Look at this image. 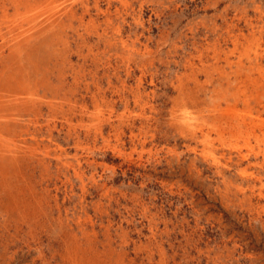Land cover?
Returning <instances> with one entry per match:
<instances>
[{
  "label": "rangeland",
  "instance_id": "rangeland-1",
  "mask_svg": "<svg viewBox=\"0 0 264 264\" xmlns=\"http://www.w3.org/2000/svg\"><path fill=\"white\" fill-rule=\"evenodd\" d=\"M101 1H58L74 14L26 52L0 30V78L41 80L46 100L6 109L21 135L0 142V264H264V0Z\"/></svg>",
  "mask_w": 264,
  "mask_h": 264
},
{
  "label": "bare ground",
  "instance_id": "bare-ground-1",
  "mask_svg": "<svg viewBox=\"0 0 264 264\" xmlns=\"http://www.w3.org/2000/svg\"><path fill=\"white\" fill-rule=\"evenodd\" d=\"M1 1V0H0ZM12 1V6L14 7V9H15V14H14V16H12V15H9V13H8V8L5 6V5H3V10H2V14L0 15V30L1 29H3V28H6L8 31H7V34L6 35H4L3 37V39H4V43H6V45L8 44L10 47L11 46H13V48L15 49V51L16 52H26L25 50L26 49H29V48H31L30 46L31 45H33V44H31V43H33L34 41V39L36 40V37L38 38V36H40V34L42 35L44 32H46L47 30H56V27H59L58 26V24H59V19H60V15H62V13H64V15H69V13L71 14H74L73 12H74V8L72 7V5L73 4H71V5H67V6H63V4H65L64 2H66L67 3V0H64V2H58V1H60V0H11ZM62 1V0H61ZM75 1V0H74ZM91 1V0H90ZM78 2V1H77ZM82 2V1H81ZM100 2H102L101 0H100ZM116 2V1H115ZM118 2V1H117ZM121 2L123 3V1L121 0ZM127 2V1H126ZM130 2V1H129ZM74 3V2H73ZM88 3V2H87ZM90 3V2H89ZM10 4V3H9ZM78 4V3H77ZM94 4V3H93ZM107 4H109V2L107 3ZM126 3H124V5H125ZM62 5V8L60 9L58 6H61ZM84 5V4H83ZM82 5V6H83ZM97 5V4H96ZM104 5V4H103ZM111 5V4H110ZM80 6V5H79ZM89 6V5H88ZM105 6V5H104ZM109 6V5H108ZM107 6V7H108ZM126 6V5H125ZM129 6V5H128ZM11 7V6H10ZM77 7V6H76ZM106 7V6H105ZM113 7H115V6H112V8ZM133 7V6H132ZM82 8V7H81ZM94 8H95V6H94ZM101 8V7H100ZM99 8V9H100ZM111 8V7H110ZM116 8V7H115ZM118 8V7H117ZM1 9V8H0ZM77 9H78V7H77ZM102 9V8H101ZM100 9V10H101ZM83 10V9H82ZM115 10V9H114ZM92 11V10H91ZM90 11V12H91ZM83 12V11H82ZM101 12H102V10H101ZM104 12V11H103ZM106 12V11H105ZM108 12V11H107ZM114 12V11H113ZM1 13V12H0ZM11 13H13L12 11H11ZM118 13V12H117ZM129 13V12H128ZM57 14H59L58 16H57ZM96 15V14H95ZM108 15H109V13H108ZM103 16V15H102ZM104 16H107V15H104ZM123 15H121V17H122ZM79 17H80V15H79ZM118 17V16H117ZM72 18V17H71ZM109 18V17H108ZM81 18H79V20H80ZM84 19V18H83ZM101 19V18H100ZM103 20L104 19H106V18H102ZM78 20V21H79ZM123 20V19H122ZM61 21V20H60ZM82 21V20H81ZM110 21V20H109ZM116 21V20H115ZM74 22V21H73ZM91 22V21H90ZM89 22V23H90ZM104 22V21H103ZM123 22V21H122ZM80 23V22H79ZM98 23V22H97ZM81 24V23H80ZM119 24V23H118ZM86 25V24H85ZM91 25V24H90ZM93 25V24H92ZM113 25V24H112ZM87 26V25H86ZM107 27H108V25H106ZM115 26V25H114ZM93 27V26H92ZM95 27H96V25H95ZM60 28V27H59ZM58 28V29H59ZM103 28V27H102ZM87 29V28H86ZM119 29V28H118ZM84 30V29H83ZM93 30H95V28L93 29ZM103 30V29H102ZM109 30V29H108ZM114 30V29H113ZM3 31H5V30H3ZM88 31V30H87ZM96 31V30H95ZM101 31V30H100ZM104 31V30H103ZM52 32V31H51ZM56 32V31H55ZM58 32H60V31H58ZM98 32V31H97ZM121 32V31H120ZM119 32V33H120ZM68 33V32H67ZM78 33H80L81 34V32L79 31ZM78 33H75V34H78ZM88 33V32H87ZM87 33L85 32V34L87 35ZM2 34V33H1ZM0 34V35H1ZM46 34H47V32H46ZM96 34V33H95ZM104 34V33H103ZM111 34V33H110ZM123 34V33H122ZM45 35V34H44ZM60 35V34H59ZM97 35V34H96ZM2 36V35H1ZM78 36V35H77ZM76 36V37H77ZM100 36V35H99ZM106 36H108V35H106ZM42 37V36H41ZM41 37L39 38V39H41ZM44 37V36H43ZM81 37H82V35H81ZM80 37V38H81ZM98 37V36H97ZM96 37V38H97ZM116 38H117V36H115ZM138 37V36H137ZM73 38H74V36H73ZM110 38V37H109ZM50 39V38H49ZM49 39L48 40H46V43H47V41L49 42ZM56 39V38H55ZM58 39V38H57ZM67 39V38H66ZM81 39H83V38H81ZM80 39V40H81ZM106 39H107V37H106ZM112 39H114V38H112ZM125 39V38H124ZM69 40V39H68ZM77 40V39H76ZM79 40V39H78ZM87 40V39H86ZM97 40V39H96ZM103 40V39H102ZM2 41V40H1ZM44 41V40H43ZM53 41H55V40H53ZM115 41V40H114ZM132 41V40H131ZM58 42V41H57ZM56 42V43H57ZM61 42V41H60ZM63 42V41H62ZM79 42V41H78ZM92 42V41H91ZM98 42V41H97ZM113 42V41H112ZM112 42H111V44H112ZM133 42V41H132ZM135 42V41H134ZM45 43V44H46ZM73 43V42H72ZM81 43H82V41H81ZM80 43V44H81ZM89 43V42H88ZM93 43V42H92ZM106 44H108L107 43V41L105 42ZM131 43V42H130ZM36 44V43H35ZM65 44H67V43H65ZM65 44H63V45H65ZM84 44V43H83ZM82 44V45H83ZM100 44V43H99ZM120 44V43H119ZM126 44V43H125ZM46 45H49V44H46ZM58 45V44H57ZM71 45V44H70ZM73 45H75V44H73ZM86 45V44H85ZM85 45H83V47L85 46ZM131 45V44H130ZM3 46V45H2ZM39 46V45H38ZM37 46V47H38ZM59 46V45H58ZM78 46V45H77ZM123 46V45H122ZM4 47V46H3ZM8 47V46H7ZM22 47H27L25 50H22ZM33 47H35V46H33ZM63 47V46H62ZM82 47V46H81ZM96 47V46H95ZM110 47V46H109ZM5 48V47H4ZM12 48V49H13ZM43 49H44V47H42ZM47 48V47H46ZM69 48V47H68ZM77 48V47H76ZM86 48H87V46H86ZM91 48V47H90ZM89 48V49H90ZM105 47H103V49H104ZM108 48V47H107ZM8 49V51L10 50L11 51V49L10 48H7ZM36 49V48H35ZM67 49V48H66ZM65 49V50H66ZM72 49V48H71ZM70 49V50H71ZM74 49V48H73ZM79 49V48H78ZM82 49V48H81ZM80 49V50H81ZM88 49V48H87ZM86 49V50H87ZM128 49V48H127ZM0 50H1V48H0ZM30 50V49H29ZM37 50V49H36ZM58 50H59V48H58ZM64 50V51H65ZM98 49H96V51H97ZM105 50H107V49H105ZM105 50H103V51H105ZM135 50V49H134ZM133 50V51H134ZM5 51V50H4ZM38 51V50H37ZM36 51V52H37ZM61 51H63V50H61ZM79 51V50H78ZM85 51V50H84ZM95 51V50H94ZM101 51V50H100ZM145 51V50H144ZM12 52V51H11ZM14 52V51H13ZM28 52V51H27ZM60 52V51H59ZM75 52V51H74ZM77 52V51H76ZM80 52V51H79ZM78 52V53H79ZM132 52V51H131ZM137 52V51H136ZM152 52V51H151ZM30 53V52H29ZM47 53V52H46ZM58 53V52H57ZM57 53H55V55H58ZM71 53V52H70ZM81 53V52H80ZM87 53V52H86ZM132 53H135V52H132ZM1 55H2V53H0ZM7 54V53H6ZM9 54V53H8ZM16 54V53H15ZM14 54V55H15ZM27 54V53H26ZM43 54V53H42ZM51 54V53H50ZM64 54H66V53H64ZM62 55V56H65V55ZM69 54V53H68ZM77 54V53H76ZM83 54H84V52H83ZM91 54V53H90ZM141 54V53H140ZM145 54H146V52H145ZM17 55V54H16ZM16 55L12 58V59H15L16 58ZM39 55V54H38ZM53 55V54H52ZM69 55H71V54H69ZM79 55V54H78ZM82 55V54H81ZM86 55V54H85ZM95 55V54H94ZM54 56V55H53ZM75 56V55H74ZM96 56V55H95ZM110 56H112V55H110ZM127 56V55H126ZM130 56V55H129ZM137 56H139V55H137ZM4 57V56H3ZM6 57V56H5ZM8 57V56H7ZM11 57V56H10ZM19 57V56H18ZM27 57V56H26ZM37 57V56H36ZM43 57V56H42ZM55 57V56H54ZM53 57V58H54ZM66 57V56H65ZM64 57V58H65ZM69 56H67V58H68ZM80 57V56H79ZM85 57H87L88 59H89V57L86 55ZM98 57V56H97ZM108 57V56H107ZM121 57V56H120ZM2 58V57H1ZM9 58V57H8ZM8 58H7V62L9 61L8 60ZM60 58H62L63 59V57H60ZM91 58V57H90ZM96 58V57H95ZM112 58V57H111ZM17 59H19V58H17ZM28 59V58H27ZM39 59H40V57H39ZM42 59V58H41ZM40 59V60H41ZM45 59V58H44ZM43 59V60H44ZM56 59V58H55ZM54 59V60H55ZM105 59V58H104ZM108 59H109V57H108ZM108 59H106V60H108ZM21 60V59H20ZM84 61L85 60H87V59H83ZM102 60V59H101ZM110 60V59H109ZM125 60H126V57H125ZM1 61V60H0ZM5 61V60H4ZM3 61V62H4ZM33 61V60H32ZM31 61V62H32ZM60 61V60H59ZM64 62H65V60H63ZM63 61H61L62 63H63ZM70 61V60H69ZM72 61V60H71ZM78 61V60H77ZM76 61V62H77ZM112 61V60H111ZM121 61V60H120ZM130 61V60H129ZM14 62V61H13ZM55 62V61H54ZM53 62V63H54ZM82 62V61H81ZM86 62V61H85ZM5 64H6V62H4ZM10 63V62H9ZM34 63H36V62H34ZM44 63H45V60H44ZM68 63V62H67ZM70 63V62H69ZM73 63V62H72ZM92 63V62H91ZM104 63V62H103ZM106 63V62H105ZM12 64V63H11ZM25 64H27L26 62H25ZM33 63H31L30 65L31 66H33L32 65ZM37 64V63H36ZM64 64V63H63ZM71 64V63H70ZM82 64V63H81ZM86 64H88V63H86ZM98 64V63H97ZM108 64V63H107ZM112 64V63H111ZM8 65H10V64H8ZM19 65V64H18ZM24 64H22V66H23ZM45 65V64H44ZM78 65V64H77ZM104 65H106V64H104ZM142 65V64H141ZM144 65V64H143ZM4 67H5V65H3ZM7 66V65H6ZM15 66H17V65H14V67ZM20 66V65H19ZM26 66V65H25ZM65 66V65H64ZM75 66V65H74ZM79 66V65H78ZM93 66V65H92ZM100 66H102V65H100ZM110 66V65H109ZM119 66V65H118ZM140 66V65H139ZM8 68H10L9 66H7ZM12 67H13V65H12ZM18 67V66H17ZM16 67V68H17ZM24 67V66H23ZM45 67V66H44ZM62 67H63V65H62ZM66 67V66H65ZM71 67V66H70ZM80 67H82V66H80ZM87 67V66H86ZM91 67V66H90ZM96 67V66H95ZM94 67V68H95ZM141 67V66H140ZM3 68V67H2ZM19 68V67H18ZM40 68V67H39ZM93 68V69H94ZM105 68V67H104ZM103 68V69H104ZM144 68V67H143ZM1 69V68H0ZM7 69V68H6ZM15 69V68H14ZM41 69V68H40ZM44 69V68H43ZM59 69H60V67H59ZM69 69V68H68ZM84 69V68H83ZM87 69V68H86ZM100 69V68H99ZM194 69V68H193ZM5 70V69H4ZM16 70V69H15ZM21 70V69H20ZM22 70H24V69H22ZM21 70V71H22ZM53 70V69H52ZM100 70H102V69H100ZM116 70V69H115ZM124 70H125V68H124ZM142 70V69H141ZM195 70V69H194ZM14 71V70H13ZM20 71V72H21ZM28 71V70H27ZM50 71H51V69H50ZM72 71V70H71ZM85 71V70H84ZM89 71V70H88ZM95 71H97V70H95ZM104 71V70H103ZM105 71H107V70H105ZM105 71H104V73H105ZM197 71V70H196ZM30 72V71H29ZM74 72V71H73ZM78 72V71H77ZM76 72V73H77ZM79 72H82V71H79ZM78 72V73H79ZM90 72V71H89ZM115 72H117V71H115ZM114 72V73H115ZM118 72H120V71H118ZM126 72V71H125ZM133 72V71H132ZM145 72V71H144ZM191 72V71H190ZM22 73V72H21ZM24 73V72H23ZM56 73V72H55ZM54 73V74H55ZM60 73V72H59ZM108 73H109V71H108ZM107 73V74H108ZM129 73H131V72H129ZM194 73V72H193ZM192 73V74H193ZM198 73H199V71H198ZM7 74V73H6ZM27 74V73H26ZM61 74V73H60ZM60 74H58V75H60ZM68 74H71V72L69 73L68 72ZM68 74H64L65 76L66 75H68ZM74 74V73H73ZM96 74V73H95ZM142 74V73H141ZM191 74V73H190ZM2 75V74H1ZM17 75V74H16ZM21 75V74H20ZM57 75V74H56ZM75 75V74H74ZM93 75V74H92ZM112 75H114V74H112ZM123 75V74H122ZM140 75V74H139ZM144 75V74H143ZM193 75H195V73L193 74ZM15 76V74L14 75H11V74H8V77H6V78H4L3 79V77L2 78H0V142H3V141H5V140H8V142L11 140V141H14L19 135H21V133H18V132H16L15 130H13L12 129V127H13V125H14V122H16V121H14V114H12V113H9L6 109H7V107L8 106H11V105H16V106H19L20 104H23V103H30V102H34V101H38V100H42L44 103H45V101L43 100V99H41V97H43V96H40V94H39V91H40V87H42L41 86V83H40V81H38V80H31V79H23V78H20V79H18L16 76ZM25 75H23V77H24ZM29 76H30V74H29ZM49 76V75H48ZM69 76V75H68ZM84 76V75H83ZM86 76V75H85ZM107 76V75H106ZM124 76V75H123ZM129 76H130V74H129ZM142 76V75H141ZM144 76H146V75H144ZM36 77V76H35ZM56 77H58V76H56ZM60 77V76H59ZM73 78L72 79H74V76H72ZM80 77V76H79ZM87 77V76H86ZM99 76H97V78H98ZM102 77V76H101ZM104 77V76H103ZM110 77V76H109ZM108 77V78H109ZM117 77V76H116ZM120 77V76H119ZM126 77V76H125ZM128 77V76H127ZM143 77V76H142ZM43 78V80H44V77H42ZM51 78V77H50ZM65 78V77H64ZM76 78H77V76H76ZM83 78V77H82ZM88 78V77H87ZM111 78V77H110ZM144 78V77H143ZM180 78V77H179ZM38 79V78H37ZM54 79V78H53ZM71 79V80H72ZM117 79V78H116ZM125 79H127V78H125ZM181 79V78H180ZM180 79H179V81H180ZM183 79V78H182ZM77 80V79H76ZM83 80H84V78H83ZM95 80V79H94ZM99 80V79H98ZM103 80V79H102ZM101 80V81H102ZM130 80V79H129ZM133 80V79H132ZM144 80V79H143ZM186 80V79H185ZM198 80H199V78H198ZM78 81H80V80H78ZM108 81V80H107ZM106 81V82H107ZM118 81V80H117ZM152 81V80H151ZM187 81H188V79H187ZM193 81H194V79H193ZM45 82V81H44ZM47 82V81H46ZM50 82V81H49ZM67 82H68V80H67ZM73 83H74V80L72 81ZM71 82V83H72ZM94 82V81H93ZM108 82H110V81H108ZM126 82H127V80H126ZM196 82V81H195ZM201 82V81H200ZM51 83V82H50ZM49 83V84H50ZM92 83V82H91ZM90 83V84H91ZM96 83V82H95ZM133 83H135V82H133ZM181 83V82H180ZM185 83V82H184ZM193 83V82H192ZM199 83V82H198ZM43 84V83H42ZM48 84V85H49ZM65 84H67V83H65ZM78 83L76 82V85H77ZM81 84V83H80ZM86 84H87V82H86ZM85 84V85H86ZM130 84V83H129ZM187 84H189L188 82H187ZM51 85V84H50ZM54 85V84H53ZM60 85V84H59ZM62 85V84H61ZM68 85V84H67ZM66 85V86H67ZM71 85V84H70ZM75 85V86H76ZM99 85H100V82H99ZM104 85V84H103ZM108 85V84H107ZM110 85V84H109ZM114 85V84H113ZM137 85V84H136ZM179 85V84H178ZM44 86V85H43ZM46 86V85H45ZM52 86V85H51ZM79 86V85H78ZM83 86V85H82ZM95 86V85H94ZM116 86V85H115ZM130 86V85H129ZM191 87H192V85H190ZM56 87V86H55ZM55 87H51V89L52 88H55ZM86 87V86H85ZM90 86H88V88H89ZM93 87V86H92ZM101 87H103V86H101ZM101 87L99 88L98 87V89L99 90H101ZM113 87V86H112ZM128 87V86H127ZM131 87V86H130ZM130 87H128L129 89H130ZM185 87H187V86H185ZM185 87L184 88H182V89H185ZM190 87V88H191ZM49 88V87H48ZM59 88H60V86H59ZM67 88V87H66ZM68 88H70V87H68ZM76 89L78 88L77 86L75 87ZM106 88V87H105ZM121 89H122V87H120ZM119 88V89H120ZM132 88H133V86H132ZM142 88V87H141ZM180 88V87H179ZM188 88H189V86H188ZM193 88V87H192ZM47 89V88H46ZM50 89V90H51ZM58 89V88H57ZM82 89V88H81ZM84 89V88H83ZM91 89V88H90ZM107 89V88H106ZM109 89V88H108ZM117 89V88H116ZM128 89V90H129ZM138 89H140V88H138ZM143 89V88H142ZM43 90V89H42ZM65 90V89H64ZM75 90V89H74ZM131 90H133V89H131ZM145 90V89H144ZM190 90V89H189ZM213 90V89H212ZM54 91V90H53ZM84 91V90H83ZM115 91V90H114ZM114 91H113V93H114ZM122 91H123V89H122ZM210 91V90H209ZM43 92V91H42ZM47 92H48V90H47ZM66 92V91H65ZM80 92H82V91H80ZM88 92H90V90H88ZM87 92V93H88ZM101 92V91H100ZM99 92V93H100ZM118 92V91H117ZM120 92V91H119ZM125 92V91H124ZM130 92V91H129ZM135 92V91H134ZM183 92V91H182ZM193 92V91H192ZM196 92V91H195ZM201 92V91H200ZM50 93V92H49ZM61 93H62V91H61ZM73 93H74V91H73ZM73 93H72V95H73ZM76 93V92H75ZM85 92H83V94H84ZM93 93V92H92ZM103 93V92H102ZM146 93V92H145ZM197 93H198V91H197ZM196 93V94H197ZM210 93V92H209ZM44 94V93H43ZM64 94V93H63ZM94 94V93H93ZM98 94V93H97ZM125 94H129L128 92L127 93H125ZM133 94V93H132ZM131 94V95H132ZM143 94V93H142ZM192 94V93H191ZM196 94H195V96H196ZM82 95V94H81ZM96 95V94H95ZM99 95V94H98ZM118 95V94H117ZM130 95V96H131ZM138 95V94H137ZM181 95V94H180ZM180 95H179V97H180ZM83 96V95H82ZM88 96V95H87ZM93 96V95H92ZM112 96H114V95H112ZM124 96V95H123ZM149 96V95H148ZM198 96V95H197ZM201 96V95H200ZM48 97V96H47ZM46 97V98H47ZM65 97V96H64ZM63 97V98H64ZM79 97V96H78ZM84 97V96H83ZM89 97V96H88ZM88 97H86V98H88ZM96 97H97V95H96ZM106 97V96H105ZM120 97V96H119ZM126 97V96H125ZM190 97V96H189ZM62 98V99H63ZM128 98V97H127ZM186 98H188V97H186ZM185 98V99H186ZM69 99V98H68ZM81 99V98H80ZM91 99V98H90ZM89 99V100H90ZM103 99H105V98H103ZM137 99H138V97H137ZM137 99L135 100L136 102H137ZM191 99V98H190ZM53 99H51V100H49V103L50 104H54L53 103V101H52ZM55 100V99H54ZM102 100V99H101ZM116 100V99H115ZM120 100H122V99H120ZM148 100V99H147ZM177 100V99H176ZM184 100V99H183ZM191 100H193V99H191ZM61 101V100H60ZM65 100L63 99V102H64ZM82 101V100H81ZM86 101V100H85ZM92 101H94L93 100V98H92ZM106 101H107V99H106ZM140 101H141V99H140ZM145 101V100H144ZM178 102H179V100H177ZM185 101H187V100H185ZM48 102V101H47ZM68 102V101H67ZM72 102H74V101H72ZM88 102H90V101H88ZM87 102V103H88ZM125 102H127V101H125ZM133 102H134V100H133ZM135 102V103H136ZM183 102V101H182ZM181 102V103H182ZM191 102V101H190ZM193 102V101H192ZM55 103H57V102H55ZM77 103V102H76ZM75 103V104H76ZM78 103H80V102H78ZM83 103V102H82ZM86 103V102H85ZM86 103V104H87ZM97 103V102H96ZM105 103V102H104ZM135 103H133V104H135ZM143 103V102H142ZM148 103V102H147ZM180 103V102H179ZM179 103H178V105H179ZM195 103V102H194ZM193 103V104H194ZM198 103V102H197ZM202 103V102H201ZM213 103V102H212ZM31 104V103H30ZM65 104H67V103H65ZM73 104V103H72ZM81 104V103H80ZM107 104H108V102H107ZM106 104V105H107ZM131 104V103H130ZM186 104V103H185ZM40 105V104H39ZM42 105H44V104H42ZM56 105V104H55ZM69 105H70V103H69ZM82 105V104H81ZM89 105V104H88ZM94 105V104H93ZM103 105V104H102ZM105 105V106H106ZM117 105V104H116ZM176 105V104H175ZM182 105H183V103H182ZM188 106H189V104H187ZM191 105V104H190ZM197 105V104H196ZM20 106H22V105H20ZM23 106H24V104H23ZM32 106V105H31ZM41 106V105H40ZM45 106H47V105H45ZM54 106V105H53ZM59 106H61V105H59ZM66 106V105H65ZM68 106V105H67ZM72 106V105H71ZM80 106V105H79ZM84 106V105H83ZM91 106H92V104H91ZM104 106V105H103ZM111 106H113V105H111ZM110 106V107H111ZM115 106V105H114ZM127 106V105H126ZM140 106V105H139ZM141 106H143V105H141ZM150 106V105H149ZM185 106V105H184ZM183 106V107H184ZM26 107H27V105H26ZM51 107V106H50ZM76 107V106H75ZM93 107H97V106H93ZM101 107V106H100ZM115 107H117V106H115ZM114 107V108H115ZM128 107V106H127ZM192 107V106H191ZM22 108V107H21ZM29 108V107H28ZM36 108V107H35ZM34 108V109H35ZM54 108V107H53ZM61 108H63L62 106H61ZM71 108H73V107H71ZM80 108V107H79ZM82 108V107H81ZM84 108H85V106H84ZM87 108V107H86ZM99 107H97V109H98ZM103 108V107H102ZM155 108V107H154ZM27 108H24V110H26ZM38 109V108H37ZM58 109H60V108H58ZM74 109H77V108H74ZM97 109H96V111H97ZM106 109V108H105ZM141 109V108H140ZM28 110V109H27ZM54 110V109H53ZM63 110V109H62ZM64 110H65V108H64ZM63 110V111H64ZM68 110V109H67ZM72 110V109H71ZM88 110V109H87ZM112 110H113V107H112ZM155 110V109H154ZM180 110V109H179ZM18 111H20L21 112V110H17V112ZM23 111V110H22ZM32 111H33V109H32ZM31 111V112H32ZM37 111V110H36ZM42 111V110H41ZM68 111H70V110H68ZM78 111H79V109H78ZM78 111H77V113H78ZM80 111H82V110H80ZM91 111H93L94 112V110H91ZM90 111V112H91ZM96 111H95V113H96ZM109 111V110H108ZM142 111V110H141ZM145 111V110H144ZM148 111V110H147ZM178 111V110H177ZM11 112V111H10ZM19 112V113H20ZM53 112H56L55 110L54 111H52V112H50V113H53ZM59 112H61L60 110H59ZM84 112H86L85 110H84ZM83 112V115L85 114ZM87 112H89V111H87ZM92 112V113H93ZM113 112V111H112ZM152 112V111H151ZM25 113V112H24ZM39 113V112H38ZM76 113V114H77ZM91 113V114H92ZM100 112H98V114H99ZM173 113V112H172ZM218 113V112H217ZM40 114V113H39ZM38 114V115H39ZM44 114V113H43ZM79 114H81V113H78V116H79ZM97 114V113H96ZM101 114V113H100ZM111 114V113H110ZM140 114V113H139ZM143 114V113H142ZM155 114V113H154ZM224 114V113H223ZM28 115V114H27ZM34 115V114H33ZM36 115V114H35ZM59 115V114H58ZM57 115V116H58ZM70 115V114H69ZM102 115V114H101ZM127 115H129V114H127ZM173 115V114H172ZM18 116V115H17ZM19 116H21V115H19ZM25 116V115H24ZM31 116V115H30ZM40 116H42V115H40ZM46 116V115H45ZM48 116V115H47ZM51 116V115H50ZM72 116H73V114H72ZM77 116V117H78ZM88 116V115H87ZM112 116H114V115H112ZM120 116V115H119ZM140 116V115H139ZM249 116V115H248ZM22 117V116H21ZM20 117V118H21ZM54 117V116H53ZM53 117L52 118H50V119H52L53 120ZM76 117V118H77ZM80 117V116H79ZM94 117V116H93ZM104 117H106V121H108L109 120V117L108 116H104ZM108 117V118H107ZM111 117V116H110ZM127 117V116H126ZM150 117V116H149ZM180 117V116H179ZM24 118V117H23ZM75 118V117H74ZM88 118V117H87ZM86 118V119H87ZM102 118V117H101ZM133 118V117H132ZM175 118V117H174ZM177 118V117H176ZM229 118V117H228ZM248 118V117H247ZM18 119V118H17ZM34 120H35V118H33ZM48 119V118H47ZM61 119V118H60ZM59 119V120H60ZM67 119V118H66ZM80 118H78L77 120H79ZM85 119V118H84ZM83 119V120H84ZM115 119H117V118H115ZM122 119H124L125 120V118H122ZM143 119V118H142ZM145 119H146V116H145ZM148 119V118H147ZM150 119V118H149ZM157 119V118H156ZM173 119V118H172ZM202 119V118H201ZM205 119V118H204ZM256 119V118H255ZM18 120H20V119H18ZM26 120V119H25ZM28 120V119H27ZM39 120H40V118H39ZM68 120V119H67ZM66 120V121H67ZM70 120H71V116H70V118H69V123H70ZM98 120V119H97ZM96 120V121H97ZM99 120H100V118H99ZM102 120H105V118L104 119H102ZM120 120V119H119ZM129 120V119H128ZM134 120V119H133ZM155 120V119H154ZM174 120V119H173ZM178 120V119H177ZM182 120V119H181ZM197 120H199V119H197ZM21 121V120H20ZM31 121V120H30ZM36 121V120H35ZM48 121V120H47ZM60 121H62V120H60ZM64 121V120H63ZM117 121V120H116ZM122 120H120V122H121ZM126 121V120H125ZM172 121V120H171ZM205 121V120H204ZM53 122V121H52ZM84 122V121H83ZM85 122H86V120H85ZM85 122H84V124H85ZM95 122V121H94ZM109 122V121H108ZM114 122V121H113ZM112 122V123H113ZM118 122V121H117ZM124 122V121H123ZM151 122V121H150ZM154 122V121H153ZM190 122V121H189ZM188 122V123H189ZM191 122H193V121H191ZM207 122H209L208 120H207ZM228 122V121H227ZM263 122V121H262ZM17 123V122H16ZM24 123V122H23ZM57 123V122H56ZM62 123V122H61ZM73 123V122H72ZM72 123H70V125L72 124ZM78 123V122H77ZM79 123L80 124H82L80 121H79ZM93 123V122H92ZM99 123V122H98ZM106 124H104V125H107V122H105ZM110 123V122H109ZM122 123V122H121ZM125 123V122H124ZM134 123V122H133ZM156 123V122H155ZM174 123H176V121L174 122ZM187 123V121L185 122V124ZM193 123H195V122H193ZM199 123V122H198ZM202 123V122H201ZM251 123V122H250ZM27 124V123H26ZM67 124V126H68V123H66ZM83 124V125H84ZM91 124V123H90ZM151 124V123H150ZM161 124V123H160ZM160 124H158V125H160ZM172 126H174L173 124H172V122L170 123ZM178 124H179V121H178ZM177 124V125H178ZM181 124V123H180ZM192 124V123H191ZM260 124H263V123H260ZM48 125V124H47ZM77 125V124H76ZM96 125V124H95ZM100 125H102V124H100ZM114 125H116V124H114ZM118 125V124H117ZM148 125V124H147ZM154 125V124H153ZM162 125V124H161ZM160 125V126H161ZM176 125V124H175ZM194 125V124H193ZM196 125V124H195ZM194 125V126H195ZM203 125V124H202ZM30 126V125H29ZM38 126V125H37ZM43 126V125H42ZM54 126V125H53ZM91 126V125H90ZM92 126H94V125H92ZM103 126V125H102ZM130 126V125H129ZM145 126V125H144ZM218 126V125H217ZM26 127H28V126H26ZM45 127V126H44ZM66 127V126H65ZM78 127V126H77ZM99 127V126H98ZM119 127V126H118ZM125 127V126H124ZM176 127H178V126H176ZM213 127V126H212ZM52 128V127H51ZM50 128V129H51ZM60 128V127H59ZM68 128V127H67ZM70 128V127H69ZM91 128V127H90ZM100 128H101V126H100ZM104 128V127H103ZM111 128V127H110ZM154 128V127H153ZM199 128H201V127H198V130H199ZM204 128V127H203ZM207 128V127H206ZM211 128V127H210ZM264 128V127H263ZM32 129H33V127H32ZM54 129V128H53ZM65 129V128H64ZM75 129V128H74ZM99 129V128H98ZM115 129V128H114ZM114 129L112 128V131H114ZM119 129V128H118ZM131 129V128H130ZM136 129V128H135ZM148 129V128H147ZM154 129H156V128H154ZM212 129V128H211ZM13 130V131H12ZM35 130V129H34ZM67 130H69V129H67ZM72 130V129H71ZM78 130V129H77ZM95 130V129H94ZM158 130V129H157ZM185 130H187V129H185ZM190 130V129H189ZM197 130V129H196ZM201 130H202V128H201ZM14 131H15V133H14ZM46 131H47V129H46ZM60 131V130H59ZM72 131H74V130H72ZM83 131V130H82ZM90 131V130H89ZM93 131V130H92ZM98 131V130H97ZM151 131H153V130H151ZM44 132V131H43ZM61 132H63V131H61ZM69 132V131H68ZM81 132V131H80ZM96 132V131H95ZM99 132H101V131H99ZM139 132V131H138ZM182 132V131H181ZM185 132V131H184ZM189 132V131H188ZM197 132V131H196ZM195 132V133H196ZM24 133H26V132H24ZM24 133H22V135H25ZM88 133V132H87ZM92 133V132H91ZM117 133H119V132H117ZM122 133V132H121ZM131 133H132V131H131ZM143 133H145V132H143ZM154 133V132H153ZM186 133H187V131H186ZM190 133V132H189ZM199 133V132H198ZM29 134V133H28ZM38 134V133H37ZM65 134V133H64ZM101 134V133H100ZM110 134V133H109ZM111 134H113V133H111ZM192 134V133H191ZM52 135V134H51ZM66 135V134H65ZM67 135H69L68 133H67ZM81 135V134H80ZM86 135V134H85ZM88 135V134H87ZM187 135V134H186ZM196 135V134H195ZM27 136V135H26ZM77 136V135H76ZM90 136V135H89ZM97 136V135H96ZM95 136V137H96ZM98 136H100V135H98ZM115 136V135H114ZM119 136V135H118ZM155 136V135H154ZM36 137V136H35ZM63 137V136H62ZM65 137V136H64ZM63 137V138H64ZM78 137V136H77ZM116 137V136H115ZM114 137V138H115ZM132 137V136H131ZM137 137V136H136ZM146 137V136H145ZM203 137V136H202ZM61 138V137H60ZM81 138V137H80ZM90 138V137H89ZM111 138V137H110ZM118 138V137H117ZM155 138V137H154ZM40 139V138H39ZM46 139V138H45ZM99 139V138H98ZM102 139H104V138H102ZM119 139V138H118ZM121 139V138H120ZM125 139V138H124ZM123 139V140H124ZM137 139V138H136ZM148 139V138H147ZM25 140V139H24ZM41 140H42V138H41ZM48 140V139H47ZM78 140V139H77ZM138 140V139H137ZM141 140V139H140ZM151 140V139H150ZM23 141V140H22ZM21 141V142H22ZM32 141H33V139H32ZM43 141V140H42ZM72 141V140H71ZM80 141V140H79ZM108 141V140H107ZM18 142H19V140H18ZM73 142V141H72ZM75 142V141H74ZM85 142V141H84ZM96 142V141H95ZM120 142V141H119ZM118 142V143H119ZM128 142V141H127ZM131 142V141H130ZM140 142V141H139ZM9 143H12V142H9ZM49 143V142H48ZM52 143V142H51ZM64 143V142H63ZM88 143V142H87ZM91 143V142H90ZM132 143V142H131ZM144 142H142V144H143ZM13 144V143H12ZM20 144V143H19ZM35 144V143H34ZM38 144V143H37ZM41 144V143H40ZM47 144V143H46ZM53 144V143H52ZM83 144V143H82ZM104 144V143H103ZM134 144V143H133ZM21 145V144H20ZM26 145V144H25ZM49 145V144H48ZM51 145V144H50ZM95 145V144H94ZM93 145V146H94ZM106 145V144H105ZM145 145V144H144ZM143 145V146H144ZM37 146V145H36ZM35 146V147H36ZM133 146V145H132ZM4 147V146H3ZM9 147V146H8ZM12 147H14V146H12ZM28 147V146H27ZM39 147V146H38ZM48 147V146H47ZM47 147H45V148H47ZM52 147V146H51ZM33 148H34V146H33ZM84 147H82V149H83ZM125 148V147H124ZM136 148V147H135ZM6 149V148H5ZM40 149V148H39ZM60 149H62L61 147H60ZM65 149V148H64ZM63 149V150H64ZM76 149H78V148H76ZM16 150V149H15ZM45 150V149H44ZM47 150V149H46ZM48 150H49V148H48ZM75 150V149H74ZM125 150V149H124ZM10 151V150H9ZM68 151V150H67ZM91 151V150H90ZM95 151V150H94ZM39 152V151H38ZM47 152V151H46ZM51 152V151H50ZM64 152V151H63ZM62 152V153H63ZM123 152V151H122ZM23 153V152H22ZM36 153V152H35ZM40 153V152H39ZM121 153V152H120ZM34 154V153H33ZM48 154V153H47ZM92 154V153H91ZM29 155V154H28ZM62 155V154H61ZM74 155V154H73ZM43 156V155H42ZM89 156V155H88ZM88 156H87V158H88ZM44 157V156H43ZM13 158V157H12ZM49 158V157H48ZM51 158V157H50ZM56 158V157H55ZM40 160V159H39ZM48 160V159H47ZM61 160V159H60ZM60 160H59V162H60ZM75 161H77V160H74L73 162H75ZM26 162V161H25ZM30 162V161H29ZM70 162V161H69ZM19 163V162H18ZM61 163V162H60ZM84 163V162H83ZM36 164V163H35ZM55 164V163H54ZM57 164H59V163H57ZM72 164V163H71ZM14 165H15V163H14ZM44 165V164H43ZM46 165V164H45ZM62 165H63V163H62ZM61 165V166H62ZM67 165V164H66ZM69 165V164H68ZM262 165V164H261ZM21 166V165H20ZM65 166V165H64ZM63 166V167H64ZM263 166V165H262ZM8 167V166H7ZM16 167V166H15ZM23 167V166H22ZM56 167V166H55ZM10 168V167H9ZM45 168V167H44ZM69 168V167H68ZM67 168V169H68ZM78 168V167H77ZM19 169V168H18ZM27 169V168H26ZM58 170V169H57ZM64 170V169H63ZM66 170V169H65ZM10 171V170H9ZM25 171V170H24ZM73 171V170H72ZM78 171V170H77ZM82 172V171H81ZM19 173V172H18ZM17 173V174H18ZM30 173V172H29ZM61 173V172H60ZM64 174V173H63ZM15 175H16V173H15ZM5 176H7V175H5ZM10 176V175H9ZM12 177V176H11ZM257 177V176H256ZM7 178V177H6ZM15 178V177H14ZM29 178V177H28ZM22 179V178H21ZM33 180V179H32ZM255 180L256 181H258V179H256L255 178ZM262 180V179H261ZM27 182V181H26ZM28 182H30V181H28ZM264 182V181H263ZM7 183V182H6ZM25 183V182H24ZM31 184V183H30ZM99 184V183H98ZM8 185V184H7ZM25 185V184H24ZM37 185V184H36ZM5 187V186H4ZM8 187H10V186H8ZM32 187V186H31ZM43 187V186H42ZM255 187V186H254ZM21 188V187H20ZM27 188V187H26ZM105 188V187H104ZM5 189V188H4ZM22 189V188H21ZM34 189V188H33ZM255 189V188H254ZM30 190V189H29ZM42 190H44V189H42ZM258 190V189H257ZM31 191V190H30ZM29 191V192H30ZM263 191V190H262ZM7 192V191H6ZM5 192V193H6ZM43 192V191H42ZM41 192V193H42ZM31 193V192H30ZM36 193V192H35ZM24 194V193H23ZM22 194V195H23ZM34 194V193H33ZM263 194V193H262ZM6 195V194H5ZM4 195V196H5ZM259 195V194H258ZM261 195V194H260ZM264 195V194H263ZM2 196V195H1ZM25 196H26V194H25ZM30 196V195H29ZM28 196V197H29ZM7 196H5V198H6ZM35 200V199H34ZM11 201V200H10ZM43 201V200H42ZM48 201V200H47ZM66 201V200H65ZM37 202V201H36ZM1 203V202H0ZM17 203V202H16ZM42 203V202H41ZM48 203H49V201H48ZM2 204V203H1ZM35 204V203H34ZM43 204V203H42ZM33 205V204H32ZM23 206V205H22ZM37 206V205H36ZM4 207V206H3ZM18 208V207H17ZM27 208V207H26ZM38 208V207H37ZM43 208V207H42ZM47 208V207H46ZM52 208V207H51ZM10 209V208H9ZM17 210V209H16ZM37 210V209H36ZM54 210V209H53ZM33 211V210H32ZM52 211V210H51ZM15 212V211H14ZM8 213H9V211H8ZM11 213H13V211L11 212ZM45 213V212H44ZM53 213V212H52ZM26 214H28V213H26ZM26 214H24V215H26ZM49 214V213H48ZM47 214V215H48ZM54 214V213H53ZM31 215V214H30ZM29 215V216H30ZM42 215V214H41ZM23 216V215H22ZM11 217V216H10ZM44 217H45V215H44ZM12 218V217H11ZM7 219V218H6ZM32 219H34V217L32 218ZM12 221V220H11ZM34 221V220H33ZM35 221H37V220H35ZM1 224V223H0ZM6 224V223H5ZM10 224V223H9ZM8 224V225H9ZM12 224V223H11ZM94 226V225H93ZM12 227V226H11ZM16 227V226H15ZM81 228V227H80ZM85 228V227H84ZM105 228V227H104ZM109 228V227H108ZM153 228V227H152ZM4 229H5V227H4ZM15 229H17V228H15ZM67 229V228H66ZM68 229H70V228H68ZM101 229H103L102 227H101ZM89 230V229H88ZM80 231V230H79ZM83 231V230H82ZM152 231V230H151ZM106 233V232H105ZM104 233V234H105ZM66 234V233H65ZM89 234V233H88ZM97 234V233H96ZM98 234H100V233H98ZM107 234V233H106ZM91 235V234H90ZM90 235H88V236H90ZM108 235V234H107ZM111 235V234H110ZM153 235V234H152ZM37 236V235H36ZM41 236V235H40ZM87 236V235H86ZM99 236V235H98ZM155 236V235H154ZM7 237V236H6ZM70 237V236H69ZM63 238V237H62ZM75 237H73V239H74ZM79 238V237H78ZM91 238V237H90ZM97 238V237H96ZM107 238H108V236H107ZM148 238V237H147ZM69 239V238H68ZM73 239H72V241H73ZM86 239H87V237H86ZM89 239V238H88ZM99 239V238H98ZM105 239H106V237H105ZM104 239V240H105ZM109 239V238H108ZM107 239V240H108ZM111 239V238H110ZM37 240V239H36ZM65 240V239H64ZM79 240V239H78ZM93 240V239H92ZM96 240V239H95ZM94 240V241H95ZM101 240V239H100ZM104 240H102V241H104ZM112 240V239H111ZM154 240V239H153ZM11 241V240H10ZM41 241V240H40ZM69 241V240H68ZM71 241V242H72ZM83 241V240H82ZM98 241V240H97ZM174 241V240H173ZM187 241V240H186ZM73 242H75V241H73ZM80 242V241H79ZM90 242V241H89ZM105 242V241H104ZM109 242V241H108ZM81 243V242H80ZM88 243V242H87ZM87 243H86V245H87ZM91 243V242H90ZM89 243V244H90ZM113 243V242H112ZM111 243V244H112ZM148 243V242H147ZM2 244V243H1ZM0 244V245H1ZM104 244V243H103ZM106 244V243H105ZM141 244H143V243H141ZM66 245V244H65ZM108 245V244H107ZM78 246V245H77ZM88 246V245H87ZM93 246H94V244H93ZM104 246V245H103ZM69 247V246H68ZM73 247V246H72ZM99 247V246H98ZM77 248V247H76ZM80 248H82L81 246H80ZM109 248V247H108ZM77 249H79V248H77ZM87 249V248H86ZM85 249V250H86ZM96 249V248H95ZM163 249V248H162ZM161 249V250H162ZM70 250V249H69ZM74 250H76V249H74ZM82 250H84L83 248H82ZM105 250V249H104ZM107 250H109V249H107ZM115 250V249H114ZM78 251V250H77ZM79 251H81V250H79ZM87 251H89V250H87ZM91 251H93L92 249H91ZM112 251V250H111ZM73 252V251H72ZM83 252V251H82ZM97 252V251H96ZM135 252V251H134ZM88 253V252H87ZM92 253V252H91ZM105 253V252H104ZM115 253V252H114ZM120 253V252H119ZM123 253V252H122ZM126 253V252H125ZM148 253H149V251H148ZM67 254V253H66ZM74 254V253H73ZM72 254V255H73ZM78 254V253H77ZM76 254V252H75V255H77ZM84 254H86L85 252H84ZM84 254H81V256L82 255H84ZM98 254V253H97ZM106 254V253H105ZM68 255H71V253L70 254H68ZM72 255L70 256V258L72 257ZM79 255V254H78ZM92 255V254H91ZM96 255V254H95ZM99 255H101V254H99ZM112 255V254H111ZM121 255V254H120ZM125 255V254H124ZM142 255V254H141ZM80 256V255H79ZM93 256V255H92ZM97 256V255H96ZM107 256H108V253H107ZM67 257V256H66ZM88 257V256H87ZM120 257V256H119ZM122 257H123V255H122ZM126 257H128V256H126ZM125 257V258H126ZM76 258V257H75ZM81 258V257H80ZM83 258H84V256H83ZM82 258V259H83ZM107 258V257H106ZM112 258V257H111ZM114 258V257H113ZM112 258V259H113ZM81 259V260H82ZM85 259V258H84ZM86 259H88V258H86ZM90 259V258H89ZM101 259V258H100ZM100 259H98V260H100ZM120 259V258H119ZM124 259V258H123ZM132 260H133V258H131ZM74 260V259H73ZM77 260V259H76ZM93 260H94V258H93ZM97 260V259H96ZM95 260V261H96ZM115 260V259H114ZM121 260V259H120ZM124 260H126V259H124ZM135 260V259H134ZM70 261V260H69ZM77 261H79V259L77 260ZM83 261H85V260H82L81 262H83ZM101 261V260H100ZM105 261V260H104ZM107 261H109V260H107ZM111 261V260H110ZM123 261V260H122ZM90 262H91V260H90ZM90 262L88 263V264H90ZM94 262V261H93ZM124 262V261H123ZM94 263H97V262H94ZM117 263H119V262H117ZM80 264V263H79ZM84 264V263H83ZM87 264V263H86ZM99 264H101L100 262H99ZM108 264H111V263H108ZM113 264V263H112ZM120 264H121V262H120ZM128 264H130V263H128ZM140 264V263H139ZM144 264V263H143Z\"/></svg>",
  "mask_w": 264,
  "mask_h": 264
}]
</instances>
